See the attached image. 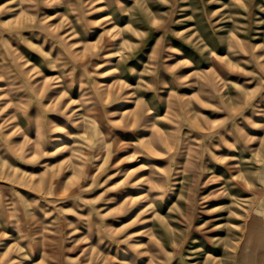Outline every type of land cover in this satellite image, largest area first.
<instances>
[{"label":"rangeland","instance_id":"rangeland-1","mask_svg":"<svg viewBox=\"0 0 264 264\" xmlns=\"http://www.w3.org/2000/svg\"><path fill=\"white\" fill-rule=\"evenodd\" d=\"M0 264H264V0H0Z\"/></svg>","mask_w":264,"mask_h":264}]
</instances>
